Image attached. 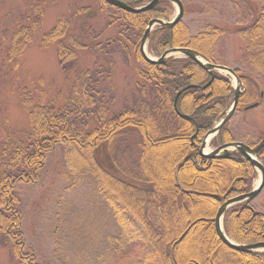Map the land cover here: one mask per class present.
I'll return each mask as SVG.
<instances>
[{
	"label": "trees",
	"instance_id": "obj_1",
	"mask_svg": "<svg viewBox=\"0 0 264 264\" xmlns=\"http://www.w3.org/2000/svg\"><path fill=\"white\" fill-rule=\"evenodd\" d=\"M120 1L136 8L151 0ZM100 8L108 12L106 26L116 27V33L104 41H96L102 30L95 31L83 22L79 27L81 37L70 36L68 44H64L70 23L65 15L42 34L41 46L57 44L65 89L47 99L40 79L35 93L23 87L18 104L27 115V130L21 136L14 135L5 127L6 122L4 125L0 139V233L12 243L19 264L38 263L33 253L22 252L20 199L14 189L19 182H36L47 154L58 144L69 143L77 159L87 161L83 170L96 176L98 189L114 212L120 228L114 238L116 247L139 248L135 264H264V252L227 248L213 226L216 211L226 199L249 192L254 168L248 161L239 160L235 152L237 159L207 158L197 152L205 134L232 103L229 78L214 73L211 84L202 89L209 75L189 58L170 56L163 64L143 60L138 49L145 28L152 19L169 21L174 11L171 2L160 0L150 10L139 13L123 11L103 0ZM244 8L249 12V3ZM42 9L43 2L37 1L32 9L34 26ZM32 31V26H21L12 33L5 48L9 70L18 69V59L30 43ZM222 32L212 27L191 34L189 27L179 21L171 28L155 26L148 34L146 47L149 54L157 57L170 47L188 48L204 61L216 64L214 48ZM243 32L247 35L248 62L255 73L264 74V12ZM81 38L92 49L101 46L99 49L111 54L121 52L127 61L134 54L140 62L135 68L139 79L137 96L115 109L113 61L108 59L107 65L96 68L77 67L76 50L87 48ZM234 71L243 88L236 110L243 102H259L264 77L258 81L249 73L241 76ZM180 90L177 110L187 119L173 108ZM126 128L138 129L142 138L137 159L130 166V158L112 155L113 145L123 138ZM233 136L226 123L210 142L218 146L234 141ZM99 148L109 154L107 159L113 166L110 169L123 179L89 159ZM256 156L264 157V146ZM222 227L226 236L238 244L264 242V214L256 212L249 202L228 208ZM219 253L222 262L216 260Z\"/></svg>",
	"mask_w": 264,
	"mask_h": 264
},
{
	"label": "rangeland",
	"instance_id": "obj_2",
	"mask_svg": "<svg viewBox=\"0 0 264 264\" xmlns=\"http://www.w3.org/2000/svg\"><path fill=\"white\" fill-rule=\"evenodd\" d=\"M37 1L43 2V9L39 22L34 26L32 9ZM182 1L185 9L182 21L189 27L191 34L212 27L223 30L214 48L216 64L237 70L241 76L249 73L251 78L263 80L264 74L255 73L248 62L245 45L247 35L243 30L259 13L264 12V0ZM245 3H249V12L244 8ZM173 8L170 19L176 13L174 5ZM62 15L70 18L68 32L62 41L66 45L70 36L81 37L79 27L83 22L95 31L102 30L96 41H104L116 33L115 25L106 26L109 21L108 12L100 8V0H0V139L5 127L20 136L27 130V115L18 104L19 91L23 87L35 93L40 79L47 99L55 98L58 91L65 89L64 73L57 59V44L47 47L40 45L42 34L51 29ZM21 26H32V38L18 59V69L11 71L6 61L5 48L10 43L12 33ZM81 41L87 44V48L76 50L77 67L96 68L107 65L108 59H112L111 80L116 87L115 109L121 108L124 102L138 95L136 81L139 79L135 68L140 66V62L133 53L127 61L121 52L111 54L105 49H99L101 46L92 49L85 39L81 38ZM148 56L157 58L149 53ZM221 74L229 78L233 99L235 79L225 72ZM260 94L258 106L245 109L251 103L239 104L227 122L234 141L254 145L264 137V91ZM125 132L123 138L113 145L115 150L112 155L130 158L127 164L130 166L137 159L142 138L136 128H126ZM71 146V143L58 144L47 154L43 167L37 172V181L19 182L14 189L20 199L18 207L22 216L24 243L22 252L33 253L38 264H135L139 248L116 247L114 238L118 237L120 228L114 212L100 193L96 176L83 170L82 166L87 161L78 160L76 153L72 152L74 146ZM216 147L211 142L206 143L203 152H210ZM233 153L234 150L230 152L231 157L237 159ZM106 154L99 148L95 156L89 159L104 171L109 170L123 179L119 172L110 169L113 166L109 162L111 159H107L109 154ZM258 160L264 164V157ZM254 171L249 191L260 180L259 172L256 169ZM249 205L256 212L264 214V188ZM216 260L222 262L224 259L219 253ZM0 264H19L12 243L2 233Z\"/></svg>",
	"mask_w": 264,
	"mask_h": 264
},
{
	"label": "water",
	"instance_id": "obj_3",
	"mask_svg": "<svg viewBox=\"0 0 264 264\" xmlns=\"http://www.w3.org/2000/svg\"><path fill=\"white\" fill-rule=\"evenodd\" d=\"M103 1L123 11L130 12V13H139V12L150 10L160 0H151L146 5L141 6V7H136V8L131 7L128 4L120 0H103ZM167 1L171 2L175 6L176 8L175 15L169 21H164L161 19H152L148 22L145 28V31L141 37L140 43H139V49H138L139 54L141 55L144 61L150 64H163L165 60L170 56H183V57L193 60L199 67L204 69L209 75V80L207 81L205 85L201 87L202 89H205L207 86L211 84V82L213 81L215 72H219V73L225 72L226 74H229L234 77L236 85L234 87V95H233L232 103L228 111L226 112V114L221 118V120L210 131H208L205 134L198 148V153L202 156H206L207 158H231L230 152L234 150L242 157L243 160L248 161L250 165L259 172L260 180H259L258 185L255 188H253L251 191L247 193H242L234 197H230L226 199L219 206V208L216 211L215 217L213 219V226H214V231L218 239L221 241V243L224 246H226L227 248L231 250L240 251V252L264 251V242H256L253 244H238L232 241L231 239H229L225 235L223 228H222V217H223L224 212L229 207L237 203L249 202L253 200L264 188V166L258 159H256V155L259 149L264 146V138L255 147H251L242 142L233 141V142H228V143L219 145L210 152H207V153L203 152L204 146L209 141V139L212 138L221 129V127L226 122H228V120L234 114L235 109L238 104L239 95L242 92L240 89V79L236 75L235 71L232 70L231 68L223 66V65L213 64V63H208L206 61H203L196 52L188 48L170 47L166 51H164L158 58H155V59L150 58L146 54V51H145L146 40H147L148 34L152 31V29L155 26L171 28L174 25H176L179 21H181L183 18L184 6H183L182 1L181 0H167ZM189 87L191 86H187L185 88H189ZM181 92H182L181 90L178 91L177 95L175 96L174 101H173V108H174V111H176V113H178V115L181 118L187 119L188 117L186 115H183L178 112L177 106H176L177 97L179 96ZM256 106H258L257 102L246 106L245 109H252Z\"/></svg>",
	"mask_w": 264,
	"mask_h": 264
},
{
	"label": "bare ground",
	"instance_id": "obj_4",
	"mask_svg": "<svg viewBox=\"0 0 264 264\" xmlns=\"http://www.w3.org/2000/svg\"><path fill=\"white\" fill-rule=\"evenodd\" d=\"M177 101V100H176ZM176 106H177V102H176ZM197 152H198V150H197Z\"/></svg>",
	"mask_w": 264,
	"mask_h": 264
}]
</instances>
